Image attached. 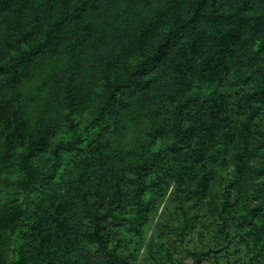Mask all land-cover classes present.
<instances>
[{
	"label": "rangeland",
	"instance_id": "374dc122",
	"mask_svg": "<svg viewBox=\"0 0 264 264\" xmlns=\"http://www.w3.org/2000/svg\"><path fill=\"white\" fill-rule=\"evenodd\" d=\"M171 1L181 7L182 17L197 4V0H108L107 10H102L93 0H45L25 10L15 5L8 16L0 12V208L25 202L32 222L44 214L50 228L56 217L53 201L86 175L91 179L92 200L102 201L104 210L117 198L118 219L106 221L108 242L130 264H264V105L247 118L232 115L235 138L224 141L186 184L180 177L189 153L176 152L180 144L174 128L177 106L185 110L187 97H224L237 103L253 78L264 71V37L247 40L242 63L225 86L195 78L170 86L168 71H163L157 93L144 97L129 89L121 94L128 104L122 116L109 115L92 127L105 99L106 60L116 62L128 53V62L111 77L124 80L173 26ZM77 4L85 10L73 24L68 13ZM234 5L221 3V11L230 13ZM251 24L259 28L255 19ZM211 26L203 23L206 37ZM140 30L147 32L142 46L136 42ZM19 61H23L20 66ZM15 68L22 80L16 87ZM74 101L77 105L72 107ZM21 104L32 125L43 115L52 128L51 147L32 160L35 167L47 171L58 143L82 138L78 150L63 155L56 177L28 196L17 191L20 156L27 147L6 138ZM244 138L258 148L259 156L246 162L248 174L237 182L235 157ZM144 162L149 169L136 179L135 168ZM70 224L81 232L73 249L52 229V249L59 254L56 264H107L91 236L92 224L79 208ZM2 233L4 264H21L23 258L24 264H46L24 254L29 248L24 232Z\"/></svg>",
	"mask_w": 264,
	"mask_h": 264
},
{
	"label": "trees",
	"instance_id": "16d2710c",
	"mask_svg": "<svg viewBox=\"0 0 264 264\" xmlns=\"http://www.w3.org/2000/svg\"><path fill=\"white\" fill-rule=\"evenodd\" d=\"M94 5L107 10L108 0H93ZM45 0H0V12L11 15L15 5L25 10L29 5H41ZM235 2L234 10L230 13L221 11V3ZM209 7V10H207ZM181 7L174 1L170 2V11L173 17V26L162 37L155 49L132 69L124 80H111L123 64L128 62L127 52L118 61L106 60L104 64L105 99L99 107L92 127L103 121L109 115L118 119L127 109L128 104L121 97L129 89L133 93H141L147 97L152 92L162 88L163 71H168L166 82L170 86L179 82L195 78L204 81L210 86H225L231 74L239 63H242V51L247 46L249 38L255 40L264 37V0H197L193 10L187 17H182ZM84 7L76 5L75 10L69 11L71 23H77L82 18ZM260 13V16L256 14ZM255 19L259 28H254L251 20ZM212 23V32L206 37L203 23ZM146 31L140 30L136 36L139 46L147 43ZM211 42V46L209 43ZM39 46H42L40 44ZM23 61H19V66ZM151 77L143 80L149 73ZM14 87L21 84L19 69L12 71ZM161 79V80H160ZM250 83V82H249ZM248 83V85H249ZM186 100L185 110L177 106V121L174 125L178 139L177 153L187 149L183 160L185 172L181 175V183L186 184L195 176L198 167L214 158L220 146L227 140L235 138L232 126V115L247 118L251 113L264 105V71L253 78L248 90L240 96L236 104L227 102L224 97ZM77 102H71L72 107ZM191 108L187 113V109ZM26 110L21 104L16 110L15 124L9 126L7 141L16 140L27 147L25 154L20 156L21 177L17 182L18 193L28 196L33 194L40 185L50 183L62 165L63 155L79 149L82 138L77 136L75 141L58 143L52 151L50 167L47 171L39 169L32 164V160L42 153H47L51 147L48 135L52 132L43 115H39L34 125L26 117ZM180 123H183L181 125ZM74 128V123H71ZM244 128H250L243 124ZM264 148V147H263ZM262 148V149H263ZM258 148H254L249 139L244 138L242 147L235 157L236 181L240 182L248 174L250 162L258 157ZM264 159V150L261 153ZM136 169V179L145 176L149 164L139 163ZM90 178L82 175L70 186L67 193L53 201L56 214L50 228H46L49 221L43 214L36 222L28 212L25 202L4 205L0 208V243L3 240V231L12 229L24 232L29 239V248L24 250L26 256L41 259L46 264H56L59 259L57 250L52 249V229L55 227L68 249H73L80 239L79 228L72 227L70 219L76 208L92 224L91 236L97 243L98 249L107 259V264H130L127 258L117 254L109 247L110 233L106 228L108 219L117 220L114 213L117 198L113 197L109 208L104 210L102 201L91 198ZM25 258L20 262L24 264ZM19 263V261H18ZM0 264L2 255L0 254Z\"/></svg>",
	"mask_w": 264,
	"mask_h": 264
}]
</instances>
